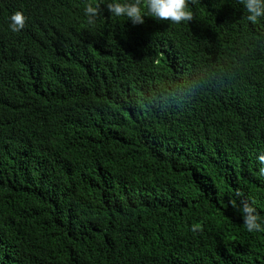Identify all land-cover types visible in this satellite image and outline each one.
I'll return each mask as SVG.
<instances>
[{"label": "trees", "instance_id": "trees-1", "mask_svg": "<svg viewBox=\"0 0 264 264\" xmlns=\"http://www.w3.org/2000/svg\"><path fill=\"white\" fill-rule=\"evenodd\" d=\"M105 2L0 0V264H264L230 203L264 220V19Z\"/></svg>", "mask_w": 264, "mask_h": 264}, {"label": "clouds", "instance_id": "clouds-1", "mask_svg": "<svg viewBox=\"0 0 264 264\" xmlns=\"http://www.w3.org/2000/svg\"><path fill=\"white\" fill-rule=\"evenodd\" d=\"M246 11V19L252 24L264 19V0H239ZM107 11L111 16L123 17L131 21L133 25L143 24L146 16L157 21H169L173 24L189 22L193 19V13L189 9V0H106ZM101 13V5H93L89 2L85 8L87 23L95 24ZM26 17L22 11H16L9 18V28L12 32H19L24 28ZM260 165L259 175L264 177V153L257 156ZM241 195L239 191L235 194ZM232 207L239 213L243 225L249 233L264 232V220L261 219L254 202L238 203L236 199L230 201ZM201 229L199 224H193L191 231L197 233Z\"/></svg>", "mask_w": 264, "mask_h": 264}]
</instances>
